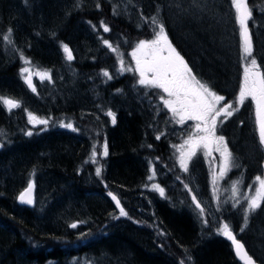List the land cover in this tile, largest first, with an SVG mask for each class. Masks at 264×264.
<instances>
[{"label":"trees","instance_id":"16d2710c","mask_svg":"<svg viewBox=\"0 0 264 264\" xmlns=\"http://www.w3.org/2000/svg\"><path fill=\"white\" fill-rule=\"evenodd\" d=\"M81 2L83 7L77 11L74 8L76 0H28L27 6L24 0H0V34L11 26L16 46L31 59L32 65L40 69L48 67L52 71L53 83L44 82L41 89L38 88L42 94L39 99L41 105L48 110L45 116L50 115L55 121L56 116L51 110L55 106L65 107L62 116L69 117L78 129L77 132L62 130L51 133L53 126L50 124L48 133L37 136L23 115L24 109L13 117L15 122L11 118L6 120L0 111V130L7 128L13 135L9 137L10 146L0 149V264H180V260L186 258L181 243L195 242L196 236L201 240L200 255H194L197 264H237L226 243L213 231L211 214L206 217L210 224L208 228L199 215L194 214L197 211L191 205L188 190L176 179L180 176L195 190L192 176L181 173L176 165L174 143L177 140L170 141L166 135L162 113L154 120V111H149L147 104L141 109L133 98L130 91L135 80L133 73L118 74L117 54L104 47L98 36L91 45L96 50L100 49V58L82 54V57L75 55L73 61L68 62L60 48L61 42L69 45V39H73L75 43L82 41L86 50H93L90 41L82 38L81 22L103 21L110 32L104 33L100 28V37L108 39L114 46L119 44V54L123 56L125 65L134 67L127 53L139 39L150 38V20L144 24L141 14L139 20L130 19L121 0ZM97 2L101 4L100 9L95 7ZM125 2L127 4L128 0ZM256 5L262 7V2L256 0L251 4ZM113 6L119 15H113ZM137 25H143V29H138ZM37 30L41 31L40 36L34 35ZM50 31H55V38ZM211 33L213 37L209 42L214 68L228 75L236 66L242 69L240 52L237 56L229 53L230 49L233 50V42L229 41L228 46L222 47L225 38L218 34L217 29H212ZM0 44V81L1 85L8 86L0 88V91L3 90L5 95H15L16 80L20 78L15 74L19 69V54L11 47L5 51L2 40ZM254 56L258 58L255 52ZM102 69L108 70L115 78L105 82ZM207 82L221 95L211 81ZM68 83H73L74 89L69 90ZM10 86L14 90L9 89ZM118 88L131 96L126 99L117 94ZM235 96L225 94L228 102H234ZM87 100L95 101L96 107L100 108V123L95 115L84 119L68 110L69 107L75 110L76 106L89 104ZM109 109L116 113L115 125L106 118L105 113ZM149 124L153 126L148 127ZM29 129L34 135L23 137V131ZM160 132L164 135L156 140ZM217 134L220 135V130ZM180 140L183 142L184 138ZM105 142L109 145V155H98L97 163L91 162L92 149L83 155L86 144L90 147L96 145L99 152ZM246 143L250 140L244 136L239 147L246 148ZM148 144L152 147L148 148ZM233 154L237 160L236 153ZM149 160L156 172L151 183L164 185L166 194L153 206V214L141 217L132 205V199L135 200L134 195L142 194L138 186L148 176ZM214 165L217 162L212 157L210 167ZM96 167H101V177L93 181L89 176L85 183L84 175L92 174ZM42 173L47 176L46 180L41 179ZM30 179L35 183L37 202L33 206H21L17 203V196ZM118 189L124 194L131 189L126 199L128 203L123 206L128 217L112 219L119 212L108 192L116 193ZM194 194L197 195L195 191ZM178 208L182 214L180 211L177 213ZM74 222H78L76 229L68 227ZM135 223L151 234L154 244L131 226ZM81 232L89 235L78 239ZM259 235L261 232H258V237L254 234L253 241L264 251V239ZM127 239L130 243H126ZM206 241L209 244L206 245ZM124 242L127 247L122 248Z\"/></svg>","mask_w":264,"mask_h":264},{"label":"snow or ice","instance_id":"6c2138e0","mask_svg":"<svg viewBox=\"0 0 264 264\" xmlns=\"http://www.w3.org/2000/svg\"><path fill=\"white\" fill-rule=\"evenodd\" d=\"M25 5H28V0H24ZM132 8L136 5L133 0H128ZM231 9L234 10V24L238 27L239 36V50H240V67L242 68V74L239 80V90L235 96L234 102H225L223 95L217 94L213 87L206 81L200 79L195 73L189 63L185 60L184 56L174 47L172 41L169 38V34L166 31V24L161 15L163 11V5L157 4L155 12L150 17H145L141 13L140 19L144 21V24L149 25V31L151 33L150 38L139 39L132 46L131 51L127 53L131 57V61L134 67H127L123 56L120 55V45L114 46L108 39L99 37L102 40V44L111 53L117 54V63L119 68L118 74L125 72L133 73L135 80L131 86V93L135 101L140 105L141 109L147 104L149 111H154L153 119L156 120L161 114V105L163 109H166V115L168 121L178 125H185L187 121L193 122L191 134L184 139L183 144L178 146L179 155L176 163L179 166L181 173H191L190 165L194 162V158L197 157L199 150L203 149L205 158L212 156L213 152L219 154V163L214 165L211 170V185H212V200L216 203L215 212L212 213V224H216V213L223 215L224 212H231L238 209L241 206V199L244 200L246 206H242V218L243 223L240 228V232L243 233L249 226L252 217L258 213V211H264V174H258L254 177V184H249V191L243 195L240 192V184L244 183V173L237 180L231 183L232 196L229 200L226 199L221 203L218 197L220 188V181L224 180L229 172L233 168H240L241 165L236 162V158L233 152L230 150L229 143L226 140L225 135H218L220 126L224 124L226 120L239 111L240 106H243L247 100L251 101L254 108V131L258 140L259 151L264 153V66L258 63L257 58L254 56V37L250 28V22L252 27H257L258 22L255 19L254 12L259 11L260 16L264 17V7L250 6V0H230ZM168 7H175L177 13L190 14L194 9L197 13H216L218 9L215 8V0H212L210 4L209 0H191V6L184 7L181 0H169ZM83 7L81 0H76L74 5L75 10L79 11ZM97 9L101 8L99 2L96 3ZM128 10V6H125V11ZM69 13H66V15ZM116 11V6H113V15H119ZM220 21L217 20V23ZM91 24V22H88ZM93 31H96V25H91ZM100 28L104 33H109L110 28L103 21L100 22ZM138 29L142 30L143 25H137ZM34 35L40 36L41 31L37 30ZM50 35L55 38V31H50ZM0 40L4 44L5 51L9 47L14 52L19 54V60L22 65L19 68V75L23 83L33 93H37V87L33 82V75H36L41 82L47 81L49 84L53 83V78L50 71H32V61L29 57L24 55V51L16 46L14 38V30L9 26L6 31L0 34ZM127 44V40H124ZM28 47H31L29 43ZM60 48L64 53V57L68 62L73 61V52L68 44L61 42ZM101 75L106 78L105 82L113 80L115 77L110 74L106 69L101 70ZM116 93L123 95L126 99L128 93L122 88L116 89ZM0 104L3 105L4 110L9 114H12L13 110L21 108V102L17 99L0 96ZM27 116V123L35 128L37 125L45 126V129L49 125V119H43L36 114L25 109ZM105 115L111 120V123L115 125L117 123L116 113L109 109ZM167 123V121H166ZM149 124L148 127H152ZM59 127L77 132L78 129L74 126L72 121L65 122L59 121ZM41 129V130H45ZM0 134L6 135L4 130H0ZM24 135L31 137L34 135L32 130H27ZM164 133L160 132L156 135V140H160ZM11 141L6 143H0V149H3L10 144ZM143 147V145L141 146ZM148 148L152 145L148 144ZM175 147V146H174ZM107 157L109 155V145L107 142L102 146V151H97L96 145L92 146L90 153V159L92 163H97V157ZM159 159V158H157ZM87 162V161H86ZM149 172L152 173L148 177L151 181L156 176V172L152 167V161L149 160ZM261 167L264 168V160H261ZM218 168V171L216 170ZM101 167H96L95 175L101 177ZM177 180H180L184 184V188L188 190V194L191 196V205H194V211L198 212L199 217L202 219L205 228L210 227L208 219H206L208 212L201 201L194 194L193 188L189 186V183H185L180 176H176ZM196 178L191 177V182L195 183ZM103 183V180H101ZM254 188V192L251 190ZM151 189L159 193L160 197L165 198V188L159 183H152ZM34 183L30 179L27 187L19 193L17 200L21 204L33 205ZM108 196L115 203V208L118 209L119 215H113L112 219H119V217H128V212L121 205V201L112 192H108ZM183 203V201H181ZM72 229L78 227V222H74L68 225ZM215 234L226 238L231 243V247L234 250L235 257L241 262V264H256V261L246 251L245 245L234 234L233 227L223 219L218 221V227L214 229ZM203 234V230H202ZM89 234L81 232L78 239L86 238ZM161 235H164L161 233ZM185 259L180 260V264H191L192 257L189 254L188 249H184Z\"/></svg>","mask_w":264,"mask_h":264},{"label":"rangeland","instance_id":"374dc122","mask_svg":"<svg viewBox=\"0 0 264 264\" xmlns=\"http://www.w3.org/2000/svg\"><path fill=\"white\" fill-rule=\"evenodd\" d=\"M121 1L124 4V8L126 5L128 6V10L125 11L127 16L130 19L137 18V20H139V16L141 12L144 13V15L146 14L149 15L148 17H150L155 12L157 4L163 5V11L161 15L166 24V31L169 34V38L172 41L174 47H176L177 50L181 53V55L184 56L185 60L189 63L190 67L193 68L194 73L199 78H202L203 81L206 82L211 81L214 84V87L217 88L218 92L224 97L225 94L233 96L238 93L239 80L242 74V69L236 66V68L232 69L230 75H228L223 71H221L220 69L217 68L218 69L217 70L216 67L214 68V66L212 65L213 64V60H212L213 53L211 52L212 46H211V42H209V40L213 37L211 33L212 29H217L220 32L218 34L222 35V37L225 38L222 41V43H224L222 47L228 46V42L230 41L233 42L232 45L233 50L230 49L229 53H231L232 56L233 55L237 56L238 52H240L238 27L235 26L234 24V10L231 9L230 0H215V8L218 9V11H216L215 14L212 12H209L207 14L197 13L194 9L191 11L190 14H183V13L178 14L177 9L175 7L170 8L167 6L169 0H133V2L136 5L135 7L136 11H135L134 8H132L128 3L126 4L125 0H121ZM209 2L211 4L212 0H209ZM54 3L58 4V2H54ZM181 3L184 7L190 8L191 6V0H181ZM138 9L140 11H138ZM255 19L258 22V26L252 27V32L254 37V52L258 56L257 60L259 61V63H261L264 66V17L256 16ZM217 20H219L220 22L217 23ZM86 29L87 28H85V30ZM76 45L79 50L86 49V46L82 41H79V43H76ZM212 68L214 70H212ZM3 87H8V86L5 84L1 85V81H0V88ZM9 89L14 90V87L10 86ZM2 92L4 91L1 90L0 94ZM23 96L25 97V99H29L28 95H23ZM128 96H131V94H128ZM225 102H228L226 97L224 103ZM27 103L29 104L30 109L35 108L34 103L29 102L28 100ZM161 110H162L161 113L164 116L163 118L166 119V121L169 124L175 126V124L171 121H168V117L164 115V113H166L167 110L163 109L162 105H161ZM9 117L11 116H8L7 118L5 117L6 120ZM192 124L193 122L191 121H187L185 123V126H187L186 131L184 133L185 135L191 134ZM244 126H245V130L243 129ZM3 130L6 133V135L0 134V141L2 143L7 144V142L10 141L9 137H13V135L7 128H4ZM179 132H180L179 129L177 130L175 129L174 136L178 135L177 142L174 143L175 150L177 152L176 153L177 157L179 155L178 146L183 144L181 140L179 141V139L181 138ZM220 134L227 136L230 150L236 153V157H237L236 162L241 165L240 168H233L229 172L227 177L224 180L220 181V188L218 192L219 200L221 201V203H223L224 200L228 199L229 200L228 207L230 208V204H231L230 197L232 196L231 183L237 180V178L241 176V173H244V183L240 184L239 186L240 192L243 195L244 193H247L249 191L248 185L254 184V177L258 174H263V168L261 167V160L264 159V153H261L259 151L258 140L255 136L254 108L251 104V101L247 100L243 106H240L239 111L235 113L233 117H230L228 120L224 122L223 125L220 126ZM244 136L246 138L247 137L249 138L250 143H246L247 147L246 148L243 147V149H241L239 146L241 145L240 143L243 141ZM186 138L187 137H184V139ZM8 146H10V144H8ZM215 154H217L218 157ZM211 157L216 158V162L218 165L219 163L218 153L213 152L212 156L205 158L204 151L200 152L199 150L197 153V157L194 158V162L190 165V169H191L190 175L196 178L194 187L196 191L199 193L201 203L207 209V212L209 214L215 212L216 209V203L212 200L211 167H210ZM147 174L148 176L145 179L141 180L140 187L138 186V188L141 189L142 191V198L143 197L145 198L141 199L140 197H136V195H134L133 197H135V200L134 198L132 199V205H140L142 209L144 208L148 209L149 208L148 205L154 206L157 202L162 201L164 199L160 197L159 193L151 189V184L156 182L151 183L152 180L151 181L148 180V177L152 175V173L149 172V170L147 171ZM158 175H161L160 172H158ZM89 176L93 181L94 179L98 178L95 175V172H92V174L84 175V182L85 181L87 182L89 180ZM41 179L46 180L47 176L42 173ZM162 180H164V177L162 178ZM160 185L164 187V185L162 184ZM129 190L130 191L127 190L125 194L122 193L121 190H119L121 194L120 199L123 204L128 203L126 199L127 196L131 194V189ZM251 191L254 192V188ZM242 206H246L243 199H241V206H238L237 210L231 211L230 213L226 211L223 213V215H221L220 213H216L217 223L215 224V227H218V221L221 219H223L225 222H228L230 226L233 227L234 233L244 242L248 251L260 263L264 264V251L257 248L258 243L256 244V242L253 241L254 238L253 235L257 234L258 237V232L259 234L261 232L259 238L264 239V211H258V213L252 217L250 224L246 228V230L243 233H241L240 228L243 223ZM178 209H177V213L178 211H180V208ZM169 211L174 212L172 210ZM180 214H182L181 211ZM147 215L148 214H141V217H145ZM122 225L123 224H121V226ZM125 225L126 224H124V226ZM131 226H133L136 230L141 231L142 232L141 235H143L144 238L145 236L150 238V240L153 242L152 244H154L153 237L143 227H141L137 223ZM195 239H196L195 242L192 241V243L190 244L181 243L182 248L188 249L189 254H191L193 257L196 254L197 256H199L201 251V246L199 245V243L201 244L200 242L201 240L197 236L195 237ZM127 240L128 241H126V243L127 242L130 243V240L129 239ZM126 243L122 244L121 247L122 248L125 246L127 247ZM204 243L206 245L209 244L208 241ZM164 258L166 260L169 259L171 261V259L166 256ZM166 263L169 262L166 261Z\"/></svg>","mask_w":264,"mask_h":264},{"label":"flooded vegetation","instance_id":"af4514ba","mask_svg":"<svg viewBox=\"0 0 264 264\" xmlns=\"http://www.w3.org/2000/svg\"><path fill=\"white\" fill-rule=\"evenodd\" d=\"M149 15H147L146 14V17H148ZM151 22V21H150ZM82 23V26H83V32H82V30H81V32L80 33H82V38L83 39H85V40H87V41H90V48L91 49H93V50H91V51H88V50H86V49H84V50H79L78 48H77V45H76V43H75V41L73 40V39H69L70 41H68V43H69V47H70V49L72 50V52H73V56H77V55H80L81 57H82V54L84 55V56H86V57H92V56H96V57H99L100 58V49L99 50H96V48H93L92 47V42L95 40V37H100V27H99V25H100V21L99 20H97V21H93L91 24H89L88 23V21H85V22H81ZM91 25H96V31H93V29H92V26ZM85 28H87L86 30H85ZM1 41V40H0ZM93 44H94V42H93ZM1 44H0V48H1ZM35 81V75H33V82ZM72 84L73 83H68V84H66L67 86H68V88H69V90L70 89H74V86H72ZM27 88V87H26ZM76 88H78V86H76ZM28 89V88H27ZM77 90V89H76ZM27 90H25V87H24V85L22 84V83H17V86L15 87V95H12L13 97L12 98H14V99H17V98H19L21 95H23V94H25V92H26ZM79 90H77V92H78ZM74 92V90H72L71 91V94ZM78 94H80L79 92H78ZM34 95H38L37 93L36 94H34ZM88 101V100H87ZM36 102L38 103H40V107L39 106H37L36 107V112H35V114L38 116V117H40V118H42L43 117V119H49V124H51L52 126H53V130L51 131V133L52 132H61L62 130H65V131H67V132H72L71 130H68V129H64V128H60L59 127V121L60 120H64L65 122H67V121H69V117H63L62 115H63V113H64V111L66 110V108L64 107H62V108H59L58 106H55V108L53 109V110H51V113L52 114H54L55 116H56V120L55 121H53V119L52 118H50V115H49V117H45V114H46V112L48 111V110H45V108L43 107V105H41V102H40V100L38 101V100H36ZM88 103L89 104H82L81 106H76V109L74 110L73 108H70L69 106V108H68V110L70 109L71 111H73V112H75L76 114H77V116L78 115H80L82 118H87L88 117V115H95L96 117H97V119H98V121H99V123H100V108H98V107H96V102L95 101H88ZM18 110V109H17ZM0 111H2V113L5 115V117L7 118L8 117V112L7 111H5L4 109L2 110L1 108H0ZM82 111H84V112H82ZM143 112V111H142ZM40 126V125H39ZM36 129V128H35ZM30 130V129H29ZM27 131V130H26ZM24 132L25 131H23V137H25V138H27V136H25L24 135ZM46 133H48V131L47 130H36V132H35V135H37V136H39V135H41V134H46ZM18 135H20V131L18 130ZM92 147H90L88 144H86V150L84 151V154L83 155H86L87 153H88V151L91 149ZM83 157V156H82Z\"/></svg>","mask_w":264,"mask_h":264},{"label":"water","instance_id":"95a60500","mask_svg":"<svg viewBox=\"0 0 264 264\" xmlns=\"http://www.w3.org/2000/svg\"><path fill=\"white\" fill-rule=\"evenodd\" d=\"M263 174H264V172H263ZM20 203V202H19ZM21 204V203H20ZM22 205H25V204H22ZM230 245H231V243H230V241H228L226 238H224ZM232 251H233V254H234V256H235V253H234V250L232 249ZM236 258V257H235ZM236 260L241 264V262L236 258ZM256 264H258V263H256Z\"/></svg>","mask_w":264,"mask_h":264},{"label":"bare ground","instance_id":"6f19581e","mask_svg":"<svg viewBox=\"0 0 264 264\" xmlns=\"http://www.w3.org/2000/svg\"><path fill=\"white\" fill-rule=\"evenodd\" d=\"M1 55H2V54H1ZM9 118H11V121H14L13 117H9Z\"/></svg>","mask_w":264,"mask_h":264}]
</instances>
